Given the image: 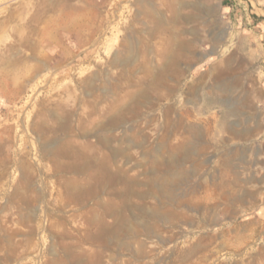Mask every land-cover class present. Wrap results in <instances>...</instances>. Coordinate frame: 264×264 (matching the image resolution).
Returning <instances> with one entry per match:
<instances>
[{
    "label": "rangeland",
    "instance_id": "374dc122",
    "mask_svg": "<svg viewBox=\"0 0 264 264\" xmlns=\"http://www.w3.org/2000/svg\"><path fill=\"white\" fill-rule=\"evenodd\" d=\"M225 0H0V264H264V41Z\"/></svg>",
    "mask_w": 264,
    "mask_h": 264
},
{
    "label": "crops",
    "instance_id": "0c3cea01",
    "mask_svg": "<svg viewBox=\"0 0 264 264\" xmlns=\"http://www.w3.org/2000/svg\"><path fill=\"white\" fill-rule=\"evenodd\" d=\"M240 4V12L246 23H251L250 27H246V30L259 38L260 41H264V0H234ZM225 7L230 9L233 0H225ZM264 43V42H263Z\"/></svg>",
    "mask_w": 264,
    "mask_h": 264
}]
</instances>
